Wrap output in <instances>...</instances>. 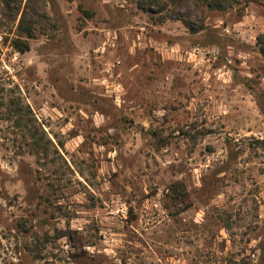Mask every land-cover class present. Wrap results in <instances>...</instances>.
Returning <instances> with one entry per match:
<instances>
[{"label":"rangeland","instance_id":"rangeland-1","mask_svg":"<svg viewBox=\"0 0 264 264\" xmlns=\"http://www.w3.org/2000/svg\"><path fill=\"white\" fill-rule=\"evenodd\" d=\"M202 2L0 0V264H264V0Z\"/></svg>","mask_w":264,"mask_h":264},{"label":"trees","instance_id":"trees-1","mask_svg":"<svg viewBox=\"0 0 264 264\" xmlns=\"http://www.w3.org/2000/svg\"><path fill=\"white\" fill-rule=\"evenodd\" d=\"M232 1L236 0H203V5H205L206 8L212 9V10H221L226 8L229 5H232ZM148 3L150 6H157V0H148ZM187 25V22H185ZM20 25V24H19ZM192 29L193 32H199L203 28H197V29ZM27 38H30V36H27ZM12 48L18 52V53H24L29 49L27 41L25 42H20L18 40H15L12 44ZM260 52L262 55H264V50L261 48ZM261 147L264 149V142H259Z\"/></svg>","mask_w":264,"mask_h":264}]
</instances>
